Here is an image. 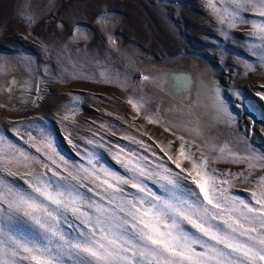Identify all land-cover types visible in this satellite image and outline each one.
Returning a JSON list of instances; mask_svg holds the SVG:
<instances>
[{"label":"snow or ice","instance_id":"6c2138e0","mask_svg":"<svg viewBox=\"0 0 264 264\" xmlns=\"http://www.w3.org/2000/svg\"><path fill=\"white\" fill-rule=\"evenodd\" d=\"M206 5L226 38L228 30L250 24L248 36L259 41L250 45L252 55L264 63V0ZM246 13L261 19L249 21ZM142 79L173 97L167 111L174 120L165 121L158 111L143 118L161 124L179 145L174 153L160 145L161 156L143 140L125 136L156 158L119 148L114 158L126 174L99 164L92 153L87 164H70L43 128L39 138L29 126L14 130L39 156L0 135V264H264V174L253 178L257 170L264 173V152L242 154L203 139L206 151L195 143L192 133L203 137L206 123L198 111L207 107L202 96L211 97L217 117L232 120L214 87L201 81L193 101L189 76ZM128 103L139 115L147 101L130 97ZM189 128L192 138L177 135ZM225 156L246 169L212 167Z\"/></svg>","mask_w":264,"mask_h":264},{"label":"rangeland","instance_id":"374dc122","mask_svg":"<svg viewBox=\"0 0 264 264\" xmlns=\"http://www.w3.org/2000/svg\"><path fill=\"white\" fill-rule=\"evenodd\" d=\"M245 16L249 21L261 19L249 13ZM115 21L121 25L113 27ZM222 27L206 0H0V76L19 63L35 77L53 84L35 97L36 109L0 103V135L39 156L14 130L29 126L39 138L38 129L43 128L70 164H87L86 157L92 153L99 164L121 174L126 173L114 158L119 148L156 159L125 136L143 140L161 156L160 145L174 153L179 145L175 136L161 124L143 118L145 112L162 114V98L142 79L148 75V67L138 65L129 51H140L146 63L158 65H191L196 59L219 76L244 83L237 90L245 98L246 88L262 96L264 63L252 55L250 45L259 41L248 36L251 25L228 30L227 38ZM130 97L146 99L141 114L128 103ZM249 102L260 128L233 133L229 144L226 142L242 154L264 152V110L250 97ZM169 141H174L171 149L166 147ZM209 142L218 148L223 140ZM168 166L175 169L171 162ZM184 166L188 167L187 162ZM212 167L235 173L247 166L227 162L225 156ZM261 174L257 170L253 178ZM248 186L240 184L238 188ZM239 194L248 198L242 191Z\"/></svg>","mask_w":264,"mask_h":264},{"label":"bare ground","instance_id":"6f19581e","mask_svg":"<svg viewBox=\"0 0 264 264\" xmlns=\"http://www.w3.org/2000/svg\"><path fill=\"white\" fill-rule=\"evenodd\" d=\"M115 26L121 25V22L115 21ZM137 60L138 65L148 67L147 74H174V75H186L191 78L192 83L188 85V89L191 92V99L195 101L197 99L198 91L200 90V82L214 87L219 92V96L225 104L229 113H231L232 120L228 121L227 117H217L215 109L212 105L210 96L201 97V103L206 104V108H201L198 111L202 114V121H206L203 137L196 136L193 132L192 137H195V142L202 143L203 139H218L223 140L222 145L227 141L229 144L228 137L232 139L233 133H240L242 131L251 132L253 129L258 130L260 128V120L256 112L253 111L252 106L249 102L252 100L258 105L260 110H264V96H256L246 88V98L242 94L243 92L237 90L238 85L241 83L233 81L228 77H221L216 74L213 70L208 68V65L201 64L196 59L191 65L183 62L177 65L160 64L158 63H146L144 56L137 50H130ZM12 71L6 69V73L0 76V103L6 106H15L18 108L36 109L38 101L35 97L40 96V93L47 88V86L53 85L47 80L35 77L33 73H30L27 69L21 66L19 63L12 64ZM150 89L153 92H157L161 99V116L164 120H174L175 113L168 112L167 109L174 106V100L167 91H160L155 89L149 83ZM241 86L245 84L241 83ZM248 97V98H247ZM40 98V97H39ZM40 102V101H39ZM264 114V113H263ZM263 119V118H262ZM264 124V123H263ZM263 128V127H262ZM191 128L187 130H181L177 134L185 135L189 139ZM216 142V141H214ZM209 142V143H214ZM221 145V146H222ZM231 147V146H230Z\"/></svg>","mask_w":264,"mask_h":264}]
</instances>
